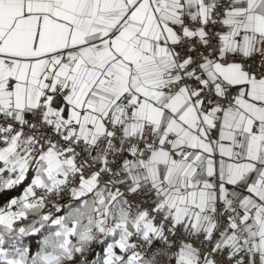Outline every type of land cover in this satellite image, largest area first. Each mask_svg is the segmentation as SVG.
I'll return each instance as SVG.
<instances>
[{"label": "snow or ice", "instance_id": "snow-or-ice-1", "mask_svg": "<svg viewBox=\"0 0 264 264\" xmlns=\"http://www.w3.org/2000/svg\"><path fill=\"white\" fill-rule=\"evenodd\" d=\"M0 264H264V0H0Z\"/></svg>", "mask_w": 264, "mask_h": 264}, {"label": "trees", "instance_id": "trees-1", "mask_svg": "<svg viewBox=\"0 0 264 264\" xmlns=\"http://www.w3.org/2000/svg\"><path fill=\"white\" fill-rule=\"evenodd\" d=\"M36 240L31 241L30 243H32L33 245L36 243ZM35 250V248H33V251Z\"/></svg>", "mask_w": 264, "mask_h": 264}, {"label": "built area", "instance_id": "built-area-1", "mask_svg": "<svg viewBox=\"0 0 264 264\" xmlns=\"http://www.w3.org/2000/svg\"><path fill=\"white\" fill-rule=\"evenodd\" d=\"M61 203H64V202H66V198H65V200H63V201H60Z\"/></svg>", "mask_w": 264, "mask_h": 264}]
</instances>
